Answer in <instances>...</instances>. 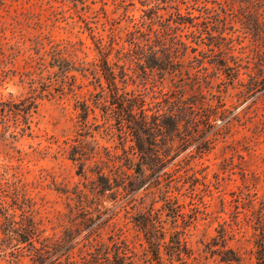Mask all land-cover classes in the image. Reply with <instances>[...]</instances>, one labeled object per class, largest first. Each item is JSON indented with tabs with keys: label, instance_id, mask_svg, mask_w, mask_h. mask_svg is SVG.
<instances>
[{
	"label": "rangeland",
	"instance_id": "obj_1",
	"mask_svg": "<svg viewBox=\"0 0 264 264\" xmlns=\"http://www.w3.org/2000/svg\"><path fill=\"white\" fill-rule=\"evenodd\" d=\"M180 17L212 25L213 35L224 38L216 40L223 53L211 54L210 39L178 25ZM176 39L190 47L177 45L185 53L175 58L179 68L145 67L150 52L160 56L172 46L171 52ZM198 51L213 56L201 59ZM104 58L116 74L124 72V90L143 96L148 114L166 112L175 97L195 103V141L187 146L176 138L166 174L148 177L130 195L120 186L96 188L97 165L100 183L113 186L120 171L132 173L125 157H139L95 104L105 86ZM219 60L228 75L216 72ZM27 99L36 105L29 129L21 130V116L7 118L6 129L0 120V264H31L26 243L17 240L29 221L40 238L72 237L77 264H87L88 240H124L142 262L148 254L135 219L150 208L166 239L180 232L186 264L257 263L264 222V0H0V102ZM73 152L92 157L72 160ZM170 205L180 212L175 221ZM98 213L100 227L83 222Z\"/></svg>",
	"mask_w": 264,
	"mask_h": 264
},
{
	"label": "trees",
	"instance_id": "obj_2",
	"mask_svg": "<svg viewBox=\"0 0 264 264\" xmlns=\"http://www.w3.org/2000/svg\"><path fill=\"white\" fill-rule=\"evenodd\" d=\"M183 21L178 22V25H185L188 28H194L190 31L191 34H203L204 38L210 39V44H207L209 48L208 51L211 54L214 51H218L221 55V43L217 42V39L224 40L221 36L213 35L212 25H207V27L200 28L198 22H194V17L182 18ZM220 35V34H219ZM215 39V41H213ZM199 42H202L199 39ZM176 47L169 52L172 48H164L161 51V55H157V52H150L148 60L145 61L146 66L149 68L167 69L168 67L179 68L182 65V61L176 60L175 58H182L185 53L181 51L178 53V46L181 45L183 49L190 48L183 42L176 39L172 42ZM168 50V51H167ZM191 51H195L191 48ZM201 55V59L212 58L213 55H206L207 52L198 51ZM215 55V53H214ZM142 58V57H141ZM139 58V59H141ZM218 59H225V57H220ZM59 64V60L56 61ZM227 62L215 61V69L217 73L225 72L230 70V67L226 64ZM61 66V65H59ZM178 66V67H177ZM101 71V78L104 80L105 86H100V99L97 100V104L102 112L108 118L115 121L117 130L119 131V137L125 139L130 138V141L134 143L136 152L138 153V160L135 161L128 156L125 157L127 161V169L132 170V173H126L120 171L119 184L111 186L109 181L103 180L100 183V166L98 168L97 176L99 178L96 188H99V192L102 193L111 190L115 186H120L125 194L130 195L139 186H141L148 177L155 175L158 176L166 174L163 171L164 167L169 163L173 156H170L171 152H174V140L178 138L180 141L184 140L187 142V146L195 141V131L194 126H196L197 119L195 118V103L186 102L181 98H174L169 101L166 112L148 114V107L146 106L145 99L141 95H135L132 92L124 90V72L120 71L116 74L108 63L107 59H101L99 65ZM237 72V71H236ZM177 73H181L178 71ZM228 75V74H227ZM36 105L33 99L22 100L19 103H4L0 102V120L4 124V128H8L6 125V120L10 116L17 117L21 116L23 118L24 127L21 128L22 131L29 129V124L27 122L29 113L34 111ZM82 118H86L90 109L86 104H81ZM186 124V137H181L182 130L181 127H185ZM192 129V130H191ZM124 150V149H123ZM75 154H78L75 155ZM176 155V154H175ZM72 160H82L86 161L91 158L84 157V153H75L71 155ZM83 161H80L81 169L84 166ZM144 166V168L142 167ZM145 170H149V174H145ZM163 171V172H162ZM162 172V173H161ZM104 179V176L101 175ZM167 203H170L171 199ZM168 216L174 221L177 216L180 215L177 206H168ZM85 214L89 215L90 212L85 210ZM135 219V225L138 226L142 232L144 242L146 243V253L148 257L142 262L135 259V254L129 251L124 240L121 241H111V245L105 242H98V244L93 245L89 240L87 241V246L92 247L91 251L86 252L89 259L85 261L87 264H174L178 261L179 264H186L183 260L182 254H187L186 246L184 241L180 238L179 231H172L168 234L166 239L167 231L164 230L161 225L160 217L156 212L150 208L147 211L138 213ZM101 213L94 218L86 217L83 222L90 221L94 223L93 226L100 227ZM98 220V221H96ZM173 221V222H174ZM90 226V225H89ZM259 233V238L256 241L258 246L257 251V263L264 264V222L261 224ZM92 232H95L93 230ZM41 231L32 221H29L27 225L22 228V232L17 233L18 241L20 243H26L28 250L27 256L31 264H77L73 260V256L70 252L71 246L69 243L72 241V237L63 238L61 241L50 240L47 237L40 238ZM36 243L38 245H36ZM166 256V258H164ZM84 258V257H83Z\"/></svg>",
	"mask_w": 264,
	"mask_h": 264
}]
</instances>
